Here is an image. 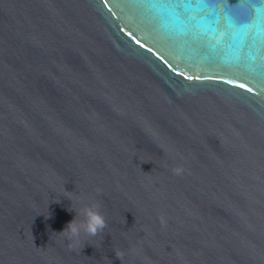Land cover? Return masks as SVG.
Instances as JSON below:
<instances>
[{
	"label": "water",
	"instance_id": "95a60500",
	"mask_svg": "<svg viewBox=\"0 0 264 264\" xmlns=\"http://www.w3.org/2000/svg\"><path fill=\"white\" fill-rule=\"evenodd\" d=\"M174 27L136 0H0V264H264V42L237 59ZM69 195L107 222L71 248Z\"/></svg>",
	"mask_w": 264,
	"mask_h": 264
},
{
	"label": "snow or ice",
	"instance_id": "6c2138e0",
	"mask_svg": "<svg viewBox=\"0 0 264 264\" xmlns=\"http://www.w3.org/2000/svg\"><path fill=\"white\" fill-rule=\"evenodd\" d=\"M136 2L159 17H165L173 22L175 33L178 35L190 33L185 27L189 22L202 25L200 33H192L193 38L208 39L209 47L213 50L217 45L224 43V38L227 37L230 41L227 47L237 59L240 53L247 49L249 58L255 60L252 49L258 42H264V0H247L254 9V15L249 12L244 17L234 15L233 5L236 4V0H219L225 5L222 16L217 9V0H136ZM222 17L225 29L220 28ZM213 40L215 43H211ZM261 59L264 60V56ZM239 86L246 87L244 84Z\"/></svg>",
	"mask_w": 264,
	"mask_h": 264
},
{
	"label": "clouds",
	"instance_id": "9594fccd",
	"mask_svg": "<svg viewBox=\"0 0 264 264\" xmlns=\"http://www.w3.org/2000/svg\"><path fill=\"white\" fill-rule=\"evenodd\" d=\"M174 171L179 174L182 169L176 168ZM65 192L69 193L66 190ZM66 198L71 201L67 210L75 213V215L59 233L64 235L68 241V246L71 248L74 243L79 242L82 234L94 237L102 232L107 227V222L97 203H85L82 198L74 201L70 195L66 196ZM45 217L46 219L50 218V213Z\"/></svg>",
	"mask_w": 264,
	"mask_h": 264
}]
</instances>
